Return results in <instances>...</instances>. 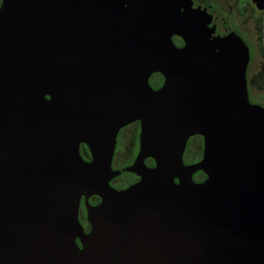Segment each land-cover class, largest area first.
Segmentation results:
<instances>
[{
	"label": "water",
	"instance_id": "95a60500",
	"mask_svg": "<svg viewBox=\"0 0 264 264\" xmlns=\"http://www.w3.org/2000/svg\"><path fill=\"white\" fill-rule=\"evenodd\" d=\"M4 1L0 264H264V107L249 101V51L188 0ZM133 122L139 155L114 170ZM194 136L204 157L187 166ZM125 171L140 181L114 189Z\"/></svg>",
	"mask_w": 264,
	"mask_h": 264
},
{
	"label": "flooded vegetation",
	"instance_id": "af4514ba",
	"mask_svg": "<svg viewBox=\"0 0 264 264\" xmlns=\"http://www.w3.org/2000/svg\"><path fill=\"white\" fill-rule=\"evenodd\" d=\"M191 8L198 13L210 15L216 25L210 24L211 29L219 28L223 36L230 41H235L249 51V63L246 70L247 91L249 101L252 105L264 107V0H188ZM4 0H0V14L6 7ZM173 42L178 48L185 45L183 39L173 37ZM153 75L150 86L154 90L163 87L164 78L156 82ZM141 123L133 122L125 126L118 133L115 155L113 158V169L124 170L131 167L140 152L141 146ZM81 154L85 161L91 160V153L87 146H81ZM204 157V138L202 136L191 137L184 154L185 165L199 163ZM149 168L155 167L152 159L146 160ZM195 183L201 184L206 180L203 172H197L193 176ZM140 177L123 172L119 177L111 181V186L116 190H126L138 183ZM89 204L97 206L101 200L93 196L89 198ZM86 199L83 198L80 206V223L86 233L91 230L86 209ZM80 244V243H79Z\"/></svg>",
	"mask_w": 264,
	"mask_h": 264
},
{
	"label": "trees",
	"instance_id": "16d2710c",
	"mask_svg": "<svg viewBox=\"0 0 264 264\" xmlns=\"http://www.w3.org/2000/svg\"><path fill=\"white\" fill-rule=\"evenodd\" d=\"M163 79V77L161 76V75H159V77H155V81L156 82H159V81H161Z\"/></svg>",
	"mask_w": 264,
	"mask_h": 264
}]
</instances>
